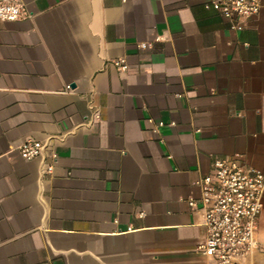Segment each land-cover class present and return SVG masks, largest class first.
<instances>
[{
	"label": "crops",
	"instance_id": "1",
	"mask_svg": "<svg viewBox=\"0 0 264 264\" xmlns=\"http://www.w3.org/2000/svg\"><path fill=\"white\" fill-rule=\"evenodd\" d=\"M19 1L0 23V264H217L189 201L216 159L264 173V0L242 30L210 0ZM27 140L57 159L24 160ZM257 237L243 264H264V209Z\"/></svg>",
	"mask_w": 264,
	"mask_h": 264
},
{
	"label": "built area",
	"instance_id": "2",
	"mask_svg": "<svg viewBox=\"0 0 264 264\" xmlns=\"http://www.w3.org/2000/svg\"><path fill=\"white\" fill-rule=\"evenodd\" d=\"M205 7L218 12L235 30L257 17L262 0H210ZM26 16V8L19 0H0V23H17ZM142 49L147 48L145 44ZM120 70H127L124 62L114 61ZM70 90V87L67 88ZM18 152L27 161L40 157L57 159L46 145L35 140L23 142ZM54 166L48 165L51 174ZM197 186L198 200L191 199L192 209L203 213L205 240L199 246L217 264H243V260L259 248V218L264 209V173L245 164L240 158L216 159L212 171L203 176Z\"/></svg>",
	"mask_w": 264,
	"mask_h": 264
}]
</instances>
